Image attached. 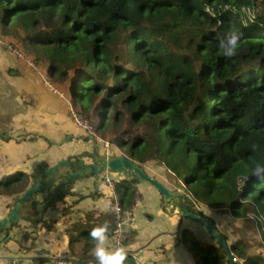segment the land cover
<instances>
[{
	"label": "trees",
	"instance_id": "1",
	"mask_svg": "<svg viewBox=\"0 0 264 264\" xmlns=\"http://www.w3.org/2000/svg\"><path fill=\"white\" fill-rule=\"evenodd\" d=\"M254 1L0 0V29L51 82L69 84L76 112L99 116L96 130H111L115 147L127 143L123 153L140 164L163 163L191 197L180 204L194 211L195 202L235 218L251 212L264 249V178L255 173L264 167V11L252 9ZM231 32L240 39L225 58L219 42ZM138 182L115 180L125 212L141 197ZM71 183H56L45 203L77 194ZM26 186L24 178L0 183V194L18 196ZM34 198L26 201V217L34 226L45 224ZM115 222L110 209L89 211L69 225L72 254L80 243L82 254L95 247L88 233L97 226L107 223L113 236ZM182 238L198 264H229L213 239H193L188 229ZM228 243L245 264H264L246 239ZM127 252L123 264H135Z\"/></svg>",
	"mask_w": 264,
	"mask_h": 264
},
{
	"label": "crops",
	"instance_id": "2",
	"mask_svg": "<svg viewBox=\"0 0 264 264\" xmlns=\"http://www.w3.org/2000/svg\"><path fill=\"white\" fill-rule=\"evenodd\" d=\"M0 37L18 42L11 34H3L1 29ZM43 71H37L19 60L0 44V134L10 136L6 139L0 137L1 184L21 179L22 176L27 188L41 175L39 166L43 163L50 167L60 160L75 161L72 158L74 156L90 161L89 157L97 151L94 141L73 120V111L76 110L69 84L63 82L56 85ZM113 151L114 155L122 153L114 145ZM142 165L149 175L172 191H177L178 200L166 201L152 184L139 180L136 185L141 197L129 212L134 225L131 227L125 251H131L135 258L153 264H198L183 241V231L190 230L193 239L211 240L212 237L201 223L183 217L180 203L184 201L182 196L189 193L182 184L175 183V178H169L166 171L172 173L163 163L149 160ZM68 171L67 168H61L56 174L55 182H50L47 178L50 187L34 195L33 202L39 214L47 204L45 201H49L48 196L53 197L56 183L63 181V176ZM33 173L38 175L33 177ZM113 176L118 179L126 175L114 173ZM69 180H72L71 190L83 195V198H78L77 194H69L63 201L55 202V206H48L42 219L45 224L49 225L50 222L53 228L42 222L34 226V222L26 217L25 202L19 210V223L9 230L15 232L13 238L4 243L9 231L0 232V261L15 256L47 260L51 255L65 251L78 263L96 264L92 256L93 249L82 254L81 243L76 245L72 254L66 229L76 221L84 219L89 211L102 213L112 209L115 189L102 182L101 177L80 176L66 182ZM96 192L99 194L91 196ZM15 197L0 194V219L9 213ZM67 208L70 212L64 215L62 211ZM200 211L215 221L217 227L228 236L230 243L240 238L246 239L237 236L239 231H246L240 227L242 218H235L228 212L219 213L209 207H202ZM250 232L253 234L251 229ZM111 243L112 236H106L104 246L114 250ZM252 247L251 254L260 253L264 256L262 247Z\"/></svg>",
	"mask_w": 264,
	"mask_h": 264
},
{
	"label": "water",
	"instance_id": "3",
	"mask_svg": "<svg viewBox=\"0 0 264 264\" xmlns=\"http://www.w3.org/2000/svg\"><path fill=\"white\" fill-rule=\"evenodd\" d=\"M92 154L94 155L89 157L90 161H87L86 159H80L79 161H71L70 159L60 160L57 164L40 170L41 175H39V178L35 179L33 185L27 187L21 195L15 197V203L9 213L0 219V232L12 230L13 227L19 223V210L21 206L35 194L48 189L49 182L47 178H49L50 182L55 181L56 174L63 167L69 170L63 176L64 182L68 179H77L80 176H95L99 178L103 170L110 169L114 173H122L127 177L137 178L140 181L152 184L166 201L178 200L177 191H172L157 178L149 175L142 164L137 162L135 159L130 158L127 154L121 153L108 157L100 153L98 150L96 153ZM55 190L56 189H54V191ZM182 198L191 200V197L188 195H183ZM47 199L51 200L52 196H48ZM194 204L195 203L193 202L192 205ZM47 208L48 204H46L40 212L39 219L43 217ZM180 208L183 211L184 218L193 219L207 228L213 241H215L225 251L229 264H238V261L231 251L227 235L217 227L212 218L204 215V213H202V211H200L197 207H194V211H190L187 206L181 204ZM14 234V231H9L8 235L4 238V243L13 238ZM123 250L126 253V256L129 257L130 254L125 251L124 248Z\"/></svg>",
	"mask_w": 264,
	"mask_h": 264
},
{
	"label": "built area",
	"instance_id": "4",
	"mask_svg": "<svg viewBox=\"0 0 264 264\" xmlns=\"http://www.w3.org/2000/svg\"><path fill=\"white\" fill-rule=\"evenodd\" d=\"M0 44L6 47L11 53H13L19 60L24 61L27 65L31 66L35 70L39 71L38 64L31 58L28 57L25 52H23L18 45L13 44L5 37H0ZM73 120L74 122L84 129L91 140L94 141L97 146V150L110 157L114 155L113 144L109 141L100 137L96 131L95 126L88 123V121L83 117L82 114L73 111ZM114 172L110 169H105L101 172V181L108 185L110 188L115 189V178L113 176ZM112 209L116 214V231L112 236V248L115 250L117 248H124V240L126 238V233L131 227H133V219L130 216L129 212L122 210L121 206L118 203V198L116 195L112 199ZM42 255L43 253L40 252ZM134 257V256H133ZM127 256H125V259ZM135 264H153L149 261H144L140 258H135ZM238 264H245L244 259H236ZM0 264H81L76 261H73L72 257L68 252H59L48 257L47 260H32L24 257H11L4 261H0Z\"/></svg>",
	"mask_w": 264,
	"mask_h": 264
},
{
	"label": "clouds",
	"instance_id": "5",
	"mask_svg": "<svg viewBox=\"0 0 264 264\" xmlns=\"http://www.w3.org/2000/svg\"><path fill=\"white\" fill-rule=\"evenodd\" d=\"M240 36L236 32H231L226 39L219 42L220 48L223 50L225 58H230L235 54ZM258 178H264V167L258 166L255 169ZM109 231L107 223L93 228L89 233V238L95 241V247L92 250L96 264H123L126 253L123 248L115 250L107 249L105 240Z\"/></svg>",
	"mask_w": 264,
	"mask_h": 264
},
{
	"label": "rangeland",
	"instance_id": "6",
	"mask_svg": "<svg viewBox=\"0 0 264 264\" xmlns=\"http://www.w3.org/2000/svg\"><path fill=\"white\" fill-rule=\"evenodd\" d=\"M252 9H257L259 11H264V0H255L254 3H253V8ZM120 45H122L121 41L119 42ZM38 69L42 72L43 70L40 68V66L38 65ZM43 73L45 74V71H43ZM81 113V112H80ZM82 114V113H81ZM83 115V114H82ZM83 117L88 121L89 124L95 126L96 124L100 126V117L99 116H95L94 114H90V117L88 118L87 116H84ZM97 131V130H96ZM107 133L104 134V132H98V135L100 137H102L103 139L109 141L110 143H113L112 140L114 139V133L111 131V130H107L105 131ZM123 150L126 152V149L128 148V144L125 143L123 146H122ZM122 150V149H121ZM123 150H122V153H123ZM114 151H116L114 149ZM159 162V161H158ZM161 163V162H159ZM167 175L169 174V178H175L172 174H170L168 171H166ZM175 180V179H174ZM53 183L55 181H52ZM7 182L3 183V184H6ZM175 183L177 184L178 182L175 180ZM186 194V193H185ZM187 195V194H186ZM189 196V195H188ZM185 200V199H184ZM195 203V202H194ZM193 204V203H192ZM189 206H191L190 203H188ZM193 207H197L199 208L200 210H202V207L205 208L206 206H203V205H197L196 203L194 205H192ZM207 208V207H206ZM193 209V208H192ZM182 213V212H181ZM183 214V213H182ZM253 214L251 212H248L247 216L242 218L241 221L243 222V225H242V222H241V228L243 230H246V231H239L237 236L238 238L240 237H246V245H256L258 244V241H257V238H258V232H257V228H256V223L253 219ZM252 226V227H251ZM244 227V228H243ZM250 229L253 231V234L250 232ZM131 229H129L126 233V238L124 240V247L125 245L127 244L128 240H129V235H130V232ZM197 240V239H196ZM72 257V255H70ZM74 259V258H72ZM130 259V258H128ZM74 261V260H73ZM165 264H169V263H165Z\"/></svg>",
	"mask_w": 264,
	"mask_h": 264
}]
</instances>
